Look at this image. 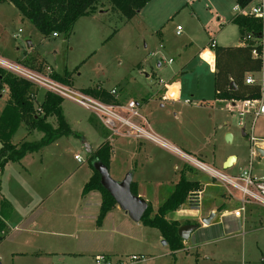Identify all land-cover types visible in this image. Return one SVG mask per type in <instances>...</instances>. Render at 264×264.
<instances>
[{
  "label": "rangeland",
  "instance_id": "obj_1",
  "mask_svg": "<svg viewBox=\"0 0 264 264\" xmlns=\"http://www.w3.org/2000/svg\"><path fill=\"white\" fill-rule=\"evenodd\" d=\"M259 2L254 0L250 6ZM236 4V0H189L188 3L151 0L128 20L111 9L109 0H101L95 13L81 17L70 34L59 32L57 36H45L10 0H0V55L40 70L50 66L61 75L69 71L70 85L80 90L97 86L107 90L115 88L125 102L129 99L140 104L147 102L142 112L156 134L155 128L174 121L172 110L180 111L174 122L181 131L180 139L192 144L188 150L206 154L210 166L232 175L248 165L250 136L243 135L236 111L226 108L213 112L196 106L200 101L206 104L203 97L215 101L211 97L214 87L209 64L200 61L198 66L185 68L182 63L189 44L207 45L209 32L215 33L218 44L239 42V30L230 23L237 14L233 8ZM178 25L182 26L181 35L176 34ZM262 43L264 46V35ZM171 59L173 62L169 63ZM159 61L162 67L158 66ZM183 68L187 71L179 72ZM173 80H180L183 86L180 102L149 99L164 82ZM258 81L264 85V74L258 75ZM38 92L40 103L45 90ZM8 98L7 91L0 97V114ZM185 99L191 103L185 105ZM62 106L70 127L80 136H62L13 162L1 175L14 207L5 221L7 226L0 229L2 264H94L97 253L106 254L113 264H264V208L256 204L248 205L250 215L240 222L238 229L218 226L210 230L213 235L209 236L196 229L185 248L175 254L168 242L163 243L166 239L159 229L132 220L120 208L104 220L101 228L89 221H80L94 219L99 209L83 207L82 189L94 172L86 145L94 151L104 140H109L113 148L111 177L122 180L127 173H133V180L145 186L148 203L154 210L172 192L184 165L155 143L112 136L96 114L72 100L64 99ZM211 114L214 121L223 118L224 129L232 135L230 141L227 135H222L224 130L214 127L215 123L207 121L206 126L199 119L211 120ZM247 121L244 131L250 133L252 116ZM26 135V125L22 123L13 143L36 141L43 133L36 130ZM254 135L264 137L263 117L256 120ZM76 154L82 161L75 159ZM228 154L239 156L238 164L231 170L222 167ZM176 162L178 170L174 169ZM255 167L262 174L264 159L257 158ZM185 174L190 179H201L204 189L200 197H189L190 203L187 199L181 207L168 213L167 218L197 223L210 215L212 207L217 208L224 201L218 199L225 198L227 191L220 183L210 184L211 179L202 172L186 169ZM195 201L200 202L201 216L194 217L192 213ZM225 201L227 210L237 205L234 199ZM198 236L202 239L194 241ZM133 254L143 255L146 260L130 263Z\"/></svg>",
  "mask_w": 264,
  "mask_h": 264
},
{
  "label": "trees",
  "instance_id": "obj_2",
  "mask_svg": "<svg viewBox=\"0 0 264 264\" xmlns=\"http://www.w3.org/2000/svg\"><path fill=\"white\" fill-rule=\"evenodd\" d=\"M5 1V0H1ZM20 12L45 36L54 32L70 34L76 22L83 16L94 14L101 0H10ZM151 0H109L113 11H119L126 19H132ZM254 0H236L237 4L245 7ZM233 22L238 25L241 35L239 46L215 47L216 70L214 74L215 98L220 100L239 101L261 96L259 83L248 84L245 79L248 73L260 72L263 59L255 57L253 50L262 53L264 48V21L250 15L237 14ZM70 72L63 75L54 73L57 80L70 85ZM233 82V85L231 83ZM7 89L8 101L0 114V173L9 162H19L28 153L41 150L62 136L76 135L64 114L62 103L64 99L51 92H46L42 102L37 101L38 88L32 83L19 78L0 68V97ZM84 91L101 98L106 102H118L110 90L101 86L89 87ZM24 123L27 134L33 131L43 133L36 141L23 140L13 143V137L20 125ZM113 148L109 140L89 154L90 164L94 170L85 183L82 195L97 191L102 195V201L97 216L98 224H102L109 211L117 206L115 199L101 184V176L94 168V161L99 160L109 167ZM132 183L131 190L137 194ZM203 190L199 181L189 180L182 176L175 184L172 192L165 198L154 212L152 206L142 218L146 225L157 228L170 245L172 251L184 247V241L178 230L183 224L178 220L167 218L168 213L183 205L191 194ZM222 207H219V210ZM0 229L6 226V219L13 213L11 202L0 196Z\"/></svg>",
  "mask_w": 264,
  "mask_h": 264
},
{
  "label": "built area",
  "instance_id": "obj_3",
  "mask_svg": "<svg viewBox=\"0 0 264 264\" xmlns=\"http://www.w3.org/2000/svg\"><path fill=\"white\" fill-rule=\"evenodd\" d=\"M236 12L237 14L255 16L264 21V0H260L258 4L253 6H250V4L245 7L239 5V10ZM181 30L182 26L178 25L177 32L180 33ZM57 35L58 33H53V36ZM216 45V41L212 38L210 41V48L215 49ZM253 55L255 57H262L263 65L258 73L264 74V48L262 53L254 49ZM0 68L32 83L35 87L45 90V92H51L63 99H69L80 104L96 114L112 136L134 137L136 139L150 141L173 152L191 167L208 174L213 181L220 183V185L226 189L229 196L238 199L240 206L234 211L236 216L242 217L245 215L249 204H256L264 208V172L259 174L255 167L256 159L263 158L258 149H264V137H257L254 135L256 120L264 116V85L258 82V79L255 77L257 73H248L245 81L248 84H255L258 82L261 85V96L259 98L235 101L233 106V110L236 111L239 117V124L244 130L248 127V117L252 116V122L249 123L250 133H246L250 136V158L248 160V165L238 173L231 175L217 170L195 156L184 152L179 147L169 144L158 136L151 130L146 115L142 112L139 103L134 99H130L126 102H106L84 90L77 89L57 80L53 76L54 71L50 66L44 70H39L29 67L19 61H10L0 55ZM110 92L118 99L117 89L114 88ZM184 102L190 104L191 100L185 99ZM75 159L79 162L82 161L79 154L75 155ZM200 192L199 194H191L189 197L198 198ZM188 201L190 203L191 198H188ZM198 201H195L192 206L193 208L199 205ZM142 260H146V257L143 255L133 254L130 256V263ZM94 264H113V262L106 254L100 253L94 256Z\"/></svg>",
  "mask_w": 264,
  "mask_h": 264
},
{
  "label": "crops",
  "instance_id": "obj_4",
  "mask_svg": "<svg viewBox=\"0 0 264 264\" xmlns=\"http://www.w3.org/2000/svg\"><path fill=\"white\" fill-rule=\"evenodd\" d=\"M188 1L189 0H185V2H187L188 3ZM192 1H194V0H192ZM206 1H208V0H206ZM237 3V2H236ZM237 5V4H236ZM235 5V6H236ZM235 6L233 7L234 9H235ZM194 11V10H193ZM102 12H105V11H103L102 10ZM141 12V11H140ZM237 15V14H236ZM235 15V16H236ZM235 16H233L232 18H231V20H230V23H232V24H234L237 28H238V30H239V27H238V25H236L234 22H233V19H234V17ZM182 31L183 30H181L180 31V33H178L177 32V29H176V34L177 35H181V33H182ZM210 33V41H211V39L213 38L215 41H216V44H217V46H239V45H241L242 43H241V35H240V31H239V42L237 43V44H218V42H217V40H216V36H215V33L214 32H209ZM210 41L208 42V44L207 45H204V46H197V45H195V44H193V43H191V44H189V46H188V48H186V50H185V59L183 60V63L182 64H184L182 67H188V66H198L199 65V63H200V61H204V62H206V63H208L209 64V66H210V70H211V72L213 73V87H214V91H213V94H212V98L215 100V101H210V100H208V101H210L211 102V105L209 106L208 104H209V102L207 101V100H205V97H203V99L204 100H202V101H205L206 102V104L204 105L201 101H200V103L198 104V105H196V106H200L201 108H208V110H212L213 112H217L218 110H223V109H226L227 108V110H229V111H231V112H233L234 110H233V106H234V103H235V101H232V100H220V99H217V98H215V86H214V74H215V70H216V57H215V49H211L210 48ZM204 52H208V53H210L212 56H210V59H205L204 57H203V53ZM20 62V61H19ZM173 62V60L171 59L170 61H169V63H172ZM158 66L159 67H162V61H159V63H158ZM33 68V67H32ZM185 68H183L182 70H180L179 72H186L187 71V69H185ZM35 69H39V68H35ZM40 70V69H39ZM54 72H56V71H54ZM179 73H177V75H178ZM260 73H257V74H255V77L258 79V75H259ZM162 81H163V79H161ZM161 80H160V82H161ZM259 82V81H258ZM257 82V83H258ZM114 89V88H113ZM40 89H38V91H39ZM112 90V89H111ZM110 90V91H111ZM7 91V89H5L4 91H3V93H5ZM8 93V92H7ZM39 93V92H38ZM38 93H37V96H36V98H38ZM46 93V92H45ZM192 93V92H191ZM3 95V94H2ZM182 95H183V86H182V84H181V81L180 80H173V81H171V82H164V84L158 89V90H156L154 93H151V95L149 96V99H151V100H153V99H155V100H160V101H163V100H165V101H170V102H172V103H176V102H180L181 101V98H182ZM192 95H193V93H192ZM2 97V96H1ZM117 97H118V100L119 101H125V100H123L122 98H120L119 97V95H117ZM202 98V97H201ZM38 100V99H37ZM130 100V99H129ZM143 100H145V99H143ZM137 101V100H136ZM138 102V101H137ZM228 102V106L226 107V103ZM139 103V102H138ZM185 103V102H184ZM183 103V104H184ZM139 105L141 106V108H142V110L145 108V107H147V102H145L144 104H140L139 103ZM185 105H187V103H185ZM223 105H225V108L223 107ZM162 106H163V103H162ZM4 108V107H3ZM180 112V111H179ZM179 112H178V110H172V115L174 116V117H172L171 119L172 120H177V118H178V114H179ZM210 119L211 120H203L201 117L199 118L200 120H201V122L203 123V124H205L206 126L208 125V123L206 124V122L207 121H212V123H215L214 125V127H216V128H219L220 130H224V132L222 133V135L224 136V135H228L229 134V130H226V129H224V123H225V121L223 120V118L222 117H220V119H217V120H212V114L210 115ZM263 118H264V116H263ZM170 122V123H168V124H161L158 128H155L156 129V131H157V135L158 136H160V137H163L164 138V140L166 139V141L169 143V144H171V145H173V146H175V147H179L181 150H183L184 152H186V153H188V154H191V155H193V156H195L196 158H198V159H200L201 161H203V162H205L206 164H208L209 165V163L208 162H206L207 161V159L205 158V157H207V155L206 154H203V153H201V152H199V154H198V152H196L195 154H193L190 150H188V149H192V146H190V145H192L191 143H189V142H184V141H182L180 138H181V131L179 130V128L177 127V125H175V122ZM202 124V125H203ZM201 127H203V126H201ZM26 130H27V128H26ZM242 131H244V129H242ZM28 132V131H27ZM199 133H200V131H199ZM201 134V133H200ZM28 135V134H27ZM26 135V136H27ZM30 135V134H29ZM243 135L245 136V135H247L246 134V132L244 131L243 132ZM231 137H232V135H231ZM162 138V139H163ZM232 139V138H231ZM141 143V142H140ZM0 146H1V144H0ZM158 147V146H157ZM250 147V146H249ZM160 148V147H159ZM162 148V147H161ZM166 150V149H165ZM169 154H171V155H173L177 160H180L179 159V156H177V155H175L173 152H171V151H169V150H166ZM230 155L231 154H228V155H226L225 156V158L223 159V161H222V167L224 166L223 164H225V162L228 160V158L230 157ZM236 155V161L233 163V165L231 166L232 168H234V166H235V164L237 163L238 164V161H239V156L237 155V154H235ZM26 157V156H25ZM24 157V158H25ZM23 158V159H24ZM242 159V161L244 162L245 161V159H244V157L243 158H241ZM176 160V161H177ZM182 161V160H181ZM13 162H9V163H7L6 165H5V167H4V169H3V171L0 173V196L2 197H5V198H7L10 202H11V204H12V200H11V198L7 195V191H6V189H5V187L3 186V181H2V178H1V175H3L4 174V172H6V170H7V168L9 167V166H11V164H12ZM183 163V162H182ZM184 165V164H183ZM227 168L228 170H231L232 168ZM174 169L175 170H178L179 169V165L177 164V162L174 164ZM186 169L188 170V171H191V172H195V173H197V172H200V171H198V170H195V169H192L191 167H188L187 165L186 166H183V168L181 169V174H182V176H185L187 179H189V180H196V181H199L200 183H201V185L203 186V189H204V186H205V184H203L202 183V181H201V179H199V178H192V179H190V178H188L187 176H186V174H185V171H186ZM226 169V168H225ZM242 169V168H241ZM240 169V170H241ZM239 170V171H240ZM203 174H205V175H207L208 177H209V179H211L210 178V176L208 175V174H206V173H204V172H202ZM235 173H237V172H234V173H232V174H235ZM196 175H198V174H196ZM211 181L212 182H210V184H212V185H214L216 182L215 181H213L212 179H211ZM133 182L135 183L134 184V186H135V188H136V192H137V195H139L140 197H142V198H144L147 202H149V199H148V196L146 195V193H147V190H146V188H145V186L140 182V181H134L133 180ZM177 183V182H176ZM175 183V184H176ZM83 190V189H82ZM227 193V192H226ZM100 193L99 192H97V191H93V192H90L89 194H87V195H82V198H83V201H84V205H83V207H84V209H89L90 207L92 208V207H98V208H100V204H101V195H99ZM228 196V197H227ZM227 196L225 195V198L224 197H222V199L221 198H219L218 199V201H220V200H224L222 203H218V206H217V208H215V207H212L210 210H209V213L211 214L212 212H215V217L211 220V222L209 223V224H207V223H204V224H202V222H203V219H205L206 217H209V216H206V217H202V218H200L198 221H197V223L196 222H193V221H185V222H183V224L182 225H184V224H189V223H196V224H199V227L197 228L198 230H202V232H203V234H206L207 236H209V235H213V233H211L210 232V230H214L216 227H218V226H223V225H225V227H227V228H230V229H238L239 228V226H240V222H242L243 223V221H246L247 220V218H248V216L250 215V213L248 212V206H247V210H246V212H245V215H243L242 217L240 216H236L235 214H234V211L236 210V209H238L239 208V206H240V202L238 201V199H236V198H232L231 196H229L228 194H227ZM199 197H200V195H199ZM226 198H230V199H234V200H236V203H237V205L233 208V209H231V210H227L226 208H224V206H225V204H226V201H225V199ZM165 200V199H164ZM187 201V200H186ZM161 204V203H160ZM159 204V205H160ZM13 205V204H12ZM151 205V204H150ZM152 206V205H151ZM159 207V206H158ZM157 207V208H158ZM219 207H222L220 210H219ZM118 208H120L118 205L115 207V208H113L111 211H109L108 212V214L106 215V217H105V219L104 220H106V219H108L113 213H114V211L115 210H118ZM121 209V208H120ZM152 209H153V207H152ZM192 213H194V217H196L197 215H199V216H201V209H200V202H199V205L197 206V207H195V208H193L192 207ZM13 211H14V207H13ZM153 211L155 212L156 210H154L153 209ZM98 213H99V209H98ZM220 213V214H219ZM127 214V213H126ZM98 216V215H97ZM97 216L93 219V218H90V219H88V220H85V218L84 219H81L80 221H89V222H91V223H94L95 225H96V227L97 228H101V227H103V225H104V223H105V221H103V223L102 224H98V222H97ZM193 217V216H192ZM192 219H196V218H192ZM243 220V221H242ZM53 221V220H52ZM179 221V220H178ZM127 222V221H126ZM201 224V225H200ZM6 226H7V223H6ZM5 226V227H6ZM45 232H47V233H55L54 231H48V230H44ZM195 231V230H194ZM193 236V232L191 233V235H190V237H189V239L191 238ZM189 239H187V240H184L183 239V241H184V247L183 248H185V246H186V244H187V241L189 240ZM199 239H202L201 238V236H198V237H194V241H198ZM182 248V249H183ZM172 251V250H171ZM178 251V250H177ZM177 251H172V253L173 254H175ZM97 254H100V253H97ZM97 254H95V255H97ZM94 255V256H95Z\"/></svg>",
  "mask_w": 264,
  "mask_h": 264
},
{
  "label": "water",
  "instance_id": "obj_5",
  "mask_svg": "<svg viewBox=\"0 0 264 264\" xmlns=\"http://www.w3.org/2000/svg\"><path fill=\"white\" fill-rule=\"evenodd\" d=\"M231 85H233V82ZM231 138V134H228L227 140L230 141ZM86 147L90 154L92 152L90 146L86 145ZM258 151L261 157L264 158V149L260 148ZM236 158V155L230 156L225 162L224 168H230L236 161ZM93 165L101 176V184L112 195L117 205L125 213H127L132 218V220L136 222L141 221L148 209L149 204L144 198L132 192L131 187L133 183V173H127L122 180H115L110 175L109 167L103 162L96 160L94 161ZM214 217L215 212H212L209 217L203 219V222L209 224ZM198 227L199 224L196 223L184 224L180 226L178 233L182 239L187 240L189 239L191 233ZM163 243L167 244V241L163 240ZM0 264L2 263L0 262Z\"/></svg>",
  "mask_w": 264,
  "mask_h": 264
},
{
  "label": "clouds",
  "instance_id": "obj_6",
  "mask_svg": "<svg viewBox=\"0 0 264 264\" xmlns=\"http://www.w3.org/2000/svg\"><path fill=\"white\" fill-rule=\"evenodd\" d=\"M234 10L238 11V10H239V5H236ZM210 55H211V54L208 53V52H204V53H203V57H204L205 59H210Z\"/></svg>",
  "mask_w": 264,
  "mask_h": 264
},
{
  "label": "flooded vegetation",
  "instance_id": "obj_7",
  "mask_svg": "<svg viewBox=\"0 0 264 264\" xmlns=\"http://www.w3.org/2000/svg\"><path fill=\"white\" fill-rule=\"evenodd\" d=\"M137 140H140V141H143V140H141V139H137ZM145 141V140H144ZM157 145V144H156ZM159 146V145H158ZM159 147H161V146H159ZM163 148V147H162ZM165 149V148H164ZM179 159L180 160H182V162H183V164H184V166H188V167H191L189 164H187L183 159H181L180 157H179ZM192 169H195V168H193V167H191ZM196 170V169H195ZM182 177V174L180 175V177H179V179ZM178 179V180H179ZM178 180H177V182H178ZM199 194V193H198ZM149 204V203H148ZM150 205V204H149Z\"/></svg>",
  "mask_w": 264,
  "mask_h": 264
}]
</instances>
